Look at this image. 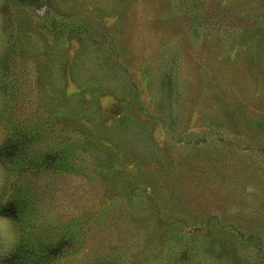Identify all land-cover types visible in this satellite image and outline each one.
<instances>
[{
	"label": "rangeland",
	"instance_id": "374dc122",
	"mask_svg": "<svg viewBox=\"0 0 264 264\" xmlns=\"http://www.w3.org/2000/svg\"><path fill=\"white\" fill-rule=\"evenodd\" d=\"M10 138L15 264H264V0H0Z\"/></svg>",
	"mask_w": 264,
	"mask_h": 264
},
{
	"label": "clouds",
	"instance_id": "9594fccd",
	"mask_svg": "<svg viewBox=\"0 0 264 264\" xmlns=\"http://www.w3.org/2000/svg\"><path fill=\"white\" fill-rule=\"evenodd\" d=\"M8 182V173L0 169V183ZM11 200V196L0 200V206L6 205ZM20 243V231L17 221L13 218L0 215V264L2 258L15 252ZM56 264H68L65 258H61Z\"/></svg>",
	"mask_w": 264,
	"mask_h": 264
},
{
	"label": "trees",
	"instance_id": "16d2710c",
	"mask_svg": "<svg viewBox=\"0 0 264 264\" xmlns=\"http://www.w3.org/2000/svg\"><path fill=\"white\" fill-rule=\"evenodd\" d=\"M19 141L21 143H19ZM23 142L24 138H20L16 140L15 138H10L7 140V142L3 145L0 146V159L1 160H6V159H11L13 156H20L22 150H24L23 147ZM10 206H3L0 208V214H11L13 217L17 218L20 213L23 214L25 210V205L24 203H19L18 206H14L13 204H9ZM9 208V209H6ZM27 259H34L35 257L31 255H25ZM24 257H20V259H26ZM15 259H17V253L10 256L11 263L9 261L8 264H15ZM7 264V263H6ZM26 264H33V263H26Z\"/></svg>",
	"mask_w": 264,
	"mask_h": 264
}]
</instances>
